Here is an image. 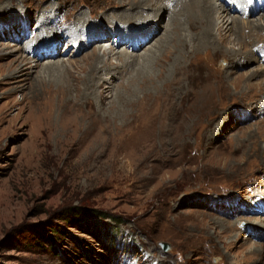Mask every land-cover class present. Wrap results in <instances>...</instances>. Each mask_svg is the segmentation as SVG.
I'll list each match as a JSON object with an SVG mask.
<instances>
[{
    "label": "rangeland",
    "instance_id": "rangeland-1",
    "mask_svg": "<svg viewBox=\"0 0 264 264\" xmlns=\"http://www.w3.org/2000/svg\"><path fill=\"white\" fill-rule=\"evenodd\" d=\"M106 2L0 0V264H264V72L248 79L253 68L264 69L258 48L264 47V37L252 40L247 28L245 39L238 36L246 44L252 40L248 47H255L257 62L248 53L234 59L227 49L193 59L197 79L147 100L153 121L148 128L127 129L125 119L131 117L122 116V110L134 113L130 104L142 101L145 91L130 80L136 61L110 85L98 80L102 85L95 83L92 91L85 89L81 71V91L66 105L56 92L62 86L61 68L47 67L62 60L82 65L98 46L113 45L100 16L118 8H106ZM216 2L230 7L228 0ZM256 3H247L245 19L261 17L264 0ZM174 5L168 2V8ZM81 12L88 14L87 22L106 27L107 34L75 27L72 20L81 19ZM68 29L83 37L70 41ZM158 29L153 23V38L148 39L149 30L131 39L152 38L137 54L161 36L162 26ZM89 38L95 41L89 44ZM125 45L121 40L113 46L121 51ZM228 45L231 51L238 48ZM48 46L53 55L35 58L34 51ZM117 56H102L113 64V75L119 72ZM38 72L48 76L39 87ZM206 72L205 79L201 74ZM212 77L223 87L210 99L190 97L198 79ZM162 82H157L160 90ZM146 91L156 95L153 87ZM120 126L134 137L115 138ZM72 208L87 211L89 221L77 214L75 222L61 217ZM40 232L53 239L52 245L37 236Z\"/></svg>",
    "mask_w": 264,
    "mask_h": 264
},
{
    "label": "bare ground",
    "instance_id": "bare-ground-1",
    "mask_svg": "<svg viewBox=\"0 0 264 264\" xmlns=\"http://www.w3.org/2000/svg\"><path fill=\"white\" fill-rule=\"evenodd\" d=\"M169 1L170 0H107V2L104 4V7H106V5L110 7L116 6L118 10L112 9L113 12L112 13L110 12L111 14L107 12H103L101 13L100 18H104V20H106L108 24V28L110 29V34L111 36H113V39L111 40L113 45L117 46V43L119 41L125 40L126 48L124 47L121 51H116L115 50L116 46H113V45L111 47H108V49L103 48L102 46H98L97 50L93 54L88 56L86 58L85 63L82 65L77 64L75 62H74L75 63L74 65L71 64L72 66L70 64L66 65L65 63H63V60L60 63L59 62H56V63L48 62L49 64H47V67L52 66V65H57V66H60L61 68L62 79L60 80V82L62 86L58 87L56 90L58 101L61 103V105L63 104L66 105V103L72 102L79 95V90L81 91V89L78 83L81 80V75H80L81 71L84 72V75H85L84 76L85 77V81H84L85 89L88 91H92V88L95 83L96 85H102L101 81L103 80L107 84L109 83V85L113 83L114 80L121 77V74L127 69L126 66L128 64L136 61L137 63L136 66L138 68L130 76V80L134 79L135 82L138 83V86L142 90H145L144 92L142 91L143 100L136 102V103L133 102L130 104L131 107L134 106L135 108L134 113L128 114V111L126 110L124 111L123 109L122 116L124 114L125 118H127V116L131 117V119L129 120L125 119L129 124V127L127 129L129 128H135V129L142 128L143 129V127L148 128L147 123L148 122L151 123V121H153V118L151 117V119H149L152 113L149 112L150 116L148 115L146 108H147V105L149 104H147L148 102L146 101L151 99L152 97L154 98L162 97L163 96L162 92L164 91V89H168L171 86H180L182 85V82L184 80L191 81V80L197 79L196 78L197 76L193 74L194 71H193V68L191 67L192 64L194 63L193 59H197L198 57L199 59L201 57L203 59H207V58L209 59V58H212V55L216 53H223L225 49H227L225 53L228 54L229 56L231 53L235 54L234 56H232V58L234 57L236 58L243 53L252 54V52L255 51V47L252 46L249 48L248 44L251 43V41L254 39L260 40V39H263L264 37V31H261V33L259 31H256L257 29H260V30L264 29V20L261 19V17L264 16V9H262V11L260 10L259 16L261 17H259L257 20L256 18L255 20L245 19V17H247L246 16L247 10L245 8L247 3L254 6L257 4L256 3L257 1L259 2V0H239V1L228 0V2L230 3L229 4L230 7L228 8L225 7L226 4L224 2L218 3L216 2L217 0H173L175 5L172 7V9L168 8ZM252 6L248 7L247 14H251L254 12L251 9ZM259 7L264 8V5L261 4ZM49 11H50V8L46 10H42L41 17L44 18L45 16H47ZM234 11L238 12L239 15L237 14L235 15ZM165 17H167V20L164 24H162L161 19ZM87 19H90L88 17V14L81 12V19L78 20L81 22H78V21L75 22L74 20H72V23H76L74 24L76 25L75 27H80V26L84 28L89 27V32L92 31L94 35L97 31H99L103 35L107 34L106 27H101L99 26V23H96V22L91 23L93 21L89 23L87 22ZM153 23H155L157 30H159L158 29L159 26L160 27L162 26L163 32L161 36L155 39L154 42H152V44H150V46L143 51V53L141 52L137 54L139 52L138 48H141V46L146 44V42H150L152 38L154 37L155 33H152V31L150 30ZM127 28H133L134 30L132 29L129 30ZM246 28L249 30L247 37L249 38L251 36L253 37L252 40L250 39L249 41L247 40L248 44H246V42L241 41L245 39V36H244L245 33H243V30H245ZM47 30L48 29L46 27L45 29H43V31H41V33H45ZM148 31L150 32L147 34L148 39H149V36H151V34L153 35L149 41L147 38H140V39L137 38L134 41H131L133 37L136 38L139 35L141 36L140 33H143V32L146 33ZM231 33L234 34V38H231L232 36ZM259 33L263 35L259 37L258 36ZM67 36H69L70 41L72 42H75V40L79 39V37H83L81 32L79 33L77 32L76 34V32L75 33H73L72 31L70 32L69 29L67 32ZM238 36H243V39L239 38ZM255 36H258V37H255ZM94 41L95 40L89 38V44H91L90 42H94ZM115 41H116V44H115ZM229 43L238 45V48L232 49L231 51L232 46L228 45ZM228 46L230 47L228 48ZM49 48L51 49V47L48 46L44 51H39V50L34 51V56L36 55L35 58H37L38 60H41V55H43L45 52L53 55L52 54L54 53L53 50L50 51ZM246 48L248 49L246 50ZM258 48H259V52L261 51L262 53H264V49H263L264 47L262 44H260ZM116 53L118 54V56L116 57V60H118V63H116L117 65L116 67L119 68V72L116 73V75H113V74H110V70H109V68L112 67L113 64H110V63L108 64L106 59L105 58L103 59L102 56H105L107 54H116ZM57 55H59L58 52H57ZM173 56H174V62L172 60L173 64L169 66L168 64ZM251 56L254 62L260 61L259 58L253 56V54ZM228 63H231V62H228ZM103 64L106 65V67H103ZM34 66L35 67L39 66L38 61L35 62ZM104 70L107 71L104 73L105 75L96 77L98 72H104ZM153 70H157L156 71L157 74H155ZM263 72H264V69L261 68L260 66L258 68H253L251 72L248 73V76H249L248 79L251 78L252 75H259V74H262ZM70 73H74V74L76 73L77 75L72 74L70 76ZM208 74L209 73L206 72L205 74H201V75L206 79L208 78L207 76ZM47 77L48 76L44 75L42 72H38L37 79H36L37 86L38 87L43 86V84L46 83L45 79ZM98 80H101V81H98ZM198 80H199L200 85L197 88V91L194 89L190 93V97L192 98L194 97V95H196V98L199 97L201 100H205V99L208 100L210 99L212 94H214L221 87H223V82L219 83L222 80L219 81L215 79V77H212L204 82L200 81V79ZM215 80H217V82ZM161 81H163L162 82L163 88L160 90L157 82H161ZM150 87L154 88V91H156L155 93L156 95L153 94L154 96H151L146 91V89ZM73 92H74L75 97L73 98L70 97L68 99L66 96L71 95V93ZM99 95H101V97L103 98L104 96L103 91H99ZM116 98L119 99L117 94H116ZM182 99L183 98H181V100ZM122 105L125 106L127 105V103L122 104ZM116 111L117 113H120L118 111H121V110L116 109ZM161 113L163 114V111H161ZM144 114H145V118L143 117ZM208 117L209 116H207V120H208ZM118 130L119 131L116 130L115 132V135H116L115 138L117 137L124 138L126 136H129L130 138L134 137L133 136L134 134L130 135L126 133L125 132L126 129H124V127L122 129L120 126V129ZM147 130H146V133H147ZM135 131L141 132V130H135ZM86 135H88L87 129L83 130V132L81 133L82 141L84 140ZM104 137H106V135Z\"/></svg>",
    "mask_w": 264,
    "mask_h": 264
},
{
    "label": "trees",
    "instance_id": "trees-1",
    "mask_svg": "<svg viewBox=\"0 0 264 264\" xmlns=\"http://www.w3.org/2000/svg\"><path fill=\"white\" fill-rule=\"evenodd\" d=\"M86 212L87 211H85L83 208H72L71 210H66V212L63 213L61 217H63L64 219H68L69 218V220L71 219V221L75 222V221H78V219H79V218L76 217V214H77L81 218H83L85 220H88L87 218L89 217V215H87L88 213H86ZM101 215H103L104 218L108 216L107 214H104V213H101ZM92 216H93V219H94L96 215L95 216L92 215ZM81 221H82V219H81ZM83 223H87V222L83 221ZM37 236L40 237V238L46 239L47 241L51 242V245H52L53 239H50L51 238L50 236L49 237L46 236L45 233H43V232L37 233ZM103 238H105V237H103ZM104 241H109V239L104 240Z\"/></svg>",
    "mask_w": 264,
    "mask_h": 264
}]
</instances>
